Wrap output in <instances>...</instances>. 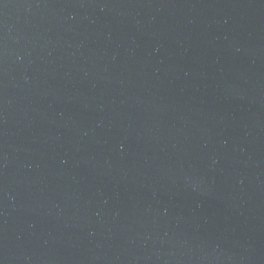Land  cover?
Returning <instances> with one entry per match:
<instances>
[{
	"label": "water",
	"instance_id": "water-1",
	"mask_svg": "<svg viewBox=\"0 0 264 264\" xmlns=\"http://www.w3.org/2000/svg\"><path fill=\"white\" fill-rule=\"evenodd\" d=\"M0 264H264V0H0Z\"/></svg>",
	"mask_w": 264,
	"mask_h": 264
}]
</instances>
